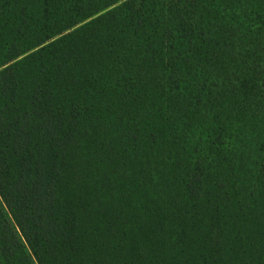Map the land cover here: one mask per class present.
<instances>
[{
  "label": "trees",
  "instance_id": "obj_1",
  "mask_svg": "<svg viewBox=\"0 0 264 264\" xmlns=\"http://www.w3.org/2000/svg\"><path fill=\"white\" fill-rule=\"evenodd\" d=\"M0 264H264V0H0Z\"/></svg>",
  "mask_w": 264,
  "mask_h": 264
}]
</instances>
